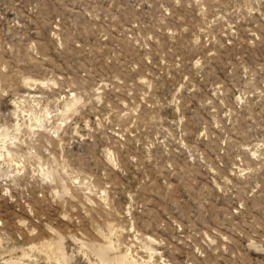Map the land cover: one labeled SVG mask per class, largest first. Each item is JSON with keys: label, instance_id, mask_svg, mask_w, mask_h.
<instances>
[{"label": "rangeland", "instance_id": "374dc122", "mask_svg": "<svg viewBox=\"0 0 264 264\" xmlns=\"http://www.w3.org/2000/svg\"><path fill=\"white\" fill-rule=\"evenodd\" d=\"M0 264H264V0H0Z\"/></svg>", "mask_w": 264, "mask_h": 264}]
</instances>
